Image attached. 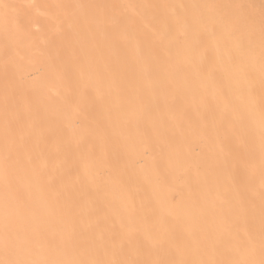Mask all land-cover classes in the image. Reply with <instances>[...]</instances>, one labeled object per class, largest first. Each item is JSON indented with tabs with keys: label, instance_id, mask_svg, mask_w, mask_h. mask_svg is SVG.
<instances>
[{
	"label": "bare ground",
	"instance_id": "obj_1",
	"mask_svg": "<svg viewBox=\"0 0 264 264\" xmlns=\"http://www.w3.org/2000/svg\"><path fill=\"white\" fill-rule=\"evenodd\" d=\"M237 3L260 0H0L14 6L8 11L20 29L6 34L0 8V151L7 94L24 137L21 192L28 194L33 173L45 184L51 178L53 190L84 209L87 235L107 239L131 227L137 259L171 258L170 243L190 240L189 230L223 233L226 244L228 229L240 239L258 233V64L251 112L223 67L214 81L177 79L173 89L148 86L145 72L162 59L174 6ZM180 11L219 17L230 10ZM140 103L155 111L137 124ZM236 107L254 135V170L233 163L243 151L228 126ZM149 235L160 247H151Z\"/></svg>",
	"mask_w": 264,
	"mask_h": 264
},
{
	"label": "snow or ice",
	"instance_id": "obj_2",
	"mask_svg": "<svg viewBox=\"0 0 264 264\" xmlns=\"http://www.w3.org/2000/svg\"><path fill=\"white\" fill-rule=\"evenodd\" d=\"M10 7L14 6L0 4L4 9L2 20L6 34L20 30L8 11ZM188 7L230 11L219 17L203 11L193 15L180 11ZM174 8L176 23L166 34L167 43L158 54L162 59L155 68L151 65L145 68L148 86L173 89L177 79L214 81L218 68L223 67L234 77V87L251 112L256 106L258 64L261 174L258 233L249 231L240 239L228 229L226 244L223 233L201 237L189 230L190 240L170 243L171 258L168 259L132 258L135 231L131 227L122 225L118 234L107 239L103 233L94 237L87 235L82 221L84 209L67 199L62 191L53 190L51 178L45 184L39 173H33L27 183L28 194L21 192L17 173L24 162V137L18 136L21 119L10 115L12 101L6 94L0 151V264H264V0L259 5H177ZM224 36L228 40L221 48L220 40ZM210 47L213 48L211 60L208 59ZM5 48H9L7 43ZM137 111L140 114L137 124L142 119L154 118L151 105L140 103ZM233 112L234 122L228 126L243 149L234 159V166L254 170L255 160L250 153L254 135L244 131L240 108H234ZM146 239L152 248L161 245L154 236ZM135 250L139 251V246ZM109 252L110 258H106Z\"/></svg>",
	"mask_w": 264,
	"mask_h": 264
}]
</instances>
